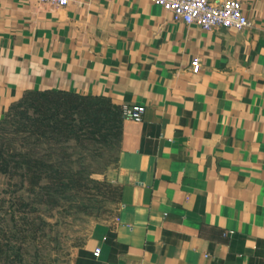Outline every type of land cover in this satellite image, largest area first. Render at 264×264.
<instances>
[{
	"label": "crops",
	"instance_id": "obj_1",
	"mask_svg": "<svg viewBox=\"0 0 264 264\" xmlns=\"http://www.w3.org/2000/svg\"><path fill=\"white\" fill-rule=\"evenodd\" d=\"M241 1L250 26L207 31L151 0H0V117L38 90L146 106L117 211L56 264H264V0Z\"/></svg>",
	"mask_w": 264,
	"mask_h": 264
},
{
	"label": "rangeland",
	"instance_id": "obj_2",
	"mask_svg": "<svg viewBox=\"0 0 264 264\" xmlns=\"http://www.w3.org/2000/svg\"><path fill=\"white\" fill-rule=\"evenodd\" d=\"M108 100L89 98L59 123L61 113L23 99L0 117V150L43 161L35 183L24 165L0 164V264L68 262L117 211L124 119Z\"/></svg>",
	"mask_w": 264,
	"mask_h": 264
},
{
	"label": "built area",
	"instance_id": "obj_3",
	"mask_svg": "<svg viewBox=\"0 0 264 264\" xmlns=\"http://www.w3.org/2000/svg\"><path fill=\"white\" fill-rule=\"evenodd\" d=\"M169 10L174 21L185 24H198L207 31L221 28H235L241 30L251 25L249 17L244 12L241 0H151ZM56 7L67 6L70 0H39ZM202 67L200 58L191 61V68L198 72ZM146 106L141 103H124L121 106L123 119L141 121ZM100 249L95 251L99 255Z\"/></svg>",
	"mask_w": 264,
	"mask_h": 264
},
{
	"label": "trees",
	"instance_id": "obj_4",
	"mask_svg": "<svg viewBox=\"0 0 264 264\" xmlns=\"http://www.w3.org/2000/svg\"><path fill=\"white\" fill-rule=\"evenodd\" d=\"M43 98L44 100H40ZM98 98L97 96H88L81 95L75 92L63 91V90H38V91H30L25 94L23 98H21L18 102L23 100H30V103H36L37 106H46L48 110L56 111L57 113H61L60 116L55 118V121L59 123L61 117H66L71 114L75 108L81 106L85 110L87 109L85 101L87 99ZM35 101V102H34ZM24 102V101H22ZM80 102V103H79ZM108 102H110L108 100ZM16 103H14L10 108H12ZM120 109V108H119ZM121 110V109H120ZM50 119V118H49ZM51 120V119H50ZM122 133V132H121ZM25 155H16L8 157L5 154L4 150H0V164L2 166H6L3 169L10 170L12 167L15 169L20 166H25L27 169L32 172L33 183L39 180L40 175L38 174L39 164L43 163V161L37 160L34 156H28V158H24ZM23 157V159H22ZM26 159V160H25ZM36 171V172H35Z\"/></svg>",
	"mask_w": 264,
	"mask_h": 264
}]
</instances>
